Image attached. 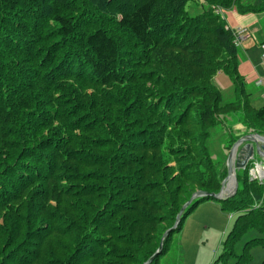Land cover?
Listing matches in <instances>:
<instances>
[{
  "label": "trees",
  "instance_id": "16d2710c",
  "mask_svg": "<svg viewBox=\"0 0 264 264\" xmlns=\"http://www.w3.org/2000/svg\"><path fill=\"white\" fill-rule=\"evenodd\" d=\"M188 1L0 0V264H143L192 193L219 191L220 145L239 137L219 113L264 126L252 101L264 84L239 73L214 10L259 13L264 0H197L194 16ZM245 170L217 200L238 214L217 264L246 260L233 244L247 228L264 247V187ZM204 199L216 200L194 199L150 264Z\"/></svg>",
  "mask_w": 264,
  "mask_h": 264
},
{
  "label": "rangeland",
  "instance_id": "374dc122",
  "mask_svg": "<svg viewBox=\"0 0 264 264\" xmlns=\"http://www.w3.org/2000/svg\"><path fill=\"white\" fill-rule=\"evenodd\" d=\"M185 10L190 16H194L201 11V5L197 0H189L185 5ZM251 41L252 40H250L246 46L247 49L249 51L251 50L253 55H255L256 65L261 73L264 68L260 57L262 48L259 50L258 48L260 45L258 46ZM215 78L218 79L219 84L222 87L223 98L227 100L230 99L232 96V90L229 76L224 71H219L215 74L214 79ZM252 101L255 106H264L263 93L261 94V91L256 90ZM219 114V119L224 118L222 127H225V130L229 128L233 135L242 136L244 134L257 132L264 136V126H261L260 123L255 120H253V124L256 125H254V127H246L239 122H232L230 127V122L228 123L227 118L223 116L222 113ZM231 120L233 119L231 118ZM218 139L219 136H217L214 141L211 140L210 143L212 150H214L213 143ZM255 144L259 145L262 144V142L260 143L258 141ZM215 146L217 149L219 144L215 142ZM220 147L223 150L222 156L226 159L230 146L225 145L222 147L221 144ZM216 156H218V153H216ZM224 159L223 164H225ZM262 167H264V156H258L255 154L248 162L247 168L245 167V173L242 171H240V173H243L242 176L244 177L247 176V181L252 182V186L258 188L259 186L257 183H259L264 187V169L262 170ZM228 182L230 183V181ZM236 182L238 185L237 177ZM240 205L246 209L248 203L244 201ZM237 216L238 214L235 212L222 209L220 201L209 199L200 201L184 218L180 230L173 233L169 247L170 250L159 260L158 264H217V261L223 254L224 244L233 231L234 222L237 219ZM256 237H259V233L253 228H247L233 244V251L236 255L243 253L244 249L245 252H247L246 260L241 264H260L264 260L263 245L252 240ZM236 263L235 257L230 258L228 261V264Z\"/></svg>",
  "mask_w": 264,
  "mask_h": 264
},
{
  "label": "water",
  "instance_id": "95a60500",
  "mask_svg": "<svg viewBox=\"0 0 264 264\" xmlns=\"http://www.w3.org/2000/svg\"><path fill=\"white\" fill-rule=\"evenodd\" d=\"M262 142V144H255L256 142ZM264 156V136L258 133H248L239 136L229 148V152L225 159L226 175L221 181L220 189L217 193H209L203 190H197L190 198L182 205L179 212L175 217V222L172 227L164 231L160 238V242L156 251L146 260L143 264H150L152 260L160 253L163 242L168 236V234L175 229L179 222L184 210L192 203L196 198L212 197L216 200H223L231 197L236 191V172L244 169L248 162L254 157V155ZM229 179L233 180L232 190L228 193H224L225 186L227 185Z\"/></svg>",
  "mask_w": 264,
  "mask_h": 264
},
{
  "label": "crops",
  "instance_id": "0c3cea01",
  "mask_svg": "<svg viewBox=\"0 0 264 264\" xmlns=\"http://www.w3.org/2000/svg\"><path fill=\"white\" fill-rule=\"evenodd\" d=\"M259 2L260 0H254L255 4ZM220 14L225 19L227 25L230 28L234 29L237 27H245L250 33L248 39L244 43H242V45L239 48V62H238L239 73L245 78L246 82L248 83L257 84V80L259 79H262L264 82L263 79L264 68L263 71L260 73L256 65L255 55H253L252 51L251 50L249 51L246 46L250 40H252L251 42L257 44L258 46L263 41L264 12H259V13L250 12V13L240 14L235 9H231V10L222 9ZM260 48L261 46H259L258 49L261 50ZM213 82L221 90L222 87L219 84L218 79L217 78L213 79Z\"/></svg>",
  "mask_w": 264,
  "mask_h": 264
},
{
  "label": "built area",
  "instance_id": "2783aa9c",
  "mask_svg": "<svg viewBox=\"0 0 264 264\" xmlns=\"http://www.w3.org/2000/svg\"><path fill=\"white\" fill-rule=\"evenodd\" d=\"M221 11L222 9L219 7H216L214 10V12L217 14H220ZM231 31L233 35V43L237 47H240L242 43L246 41L248 37L250 36L249 31L245 27H237V28L232 29ZM261 48H262V52H261L260 57H261L262 63L264 64V44L261 45ZM257 84L263 85L264 84L263 80L262 79L257 80ZM263 95H264V92H263Z\"/></svg>",
  "mask_w": 264,
  "mask_h": 264
},
{
  "label": "bare ground",
  "instance_id": "6f19581e",
  "mask_svg": "<svg viewBox=\"0 0 264 264\" xmlns=\"http://www.w3.org/2000/svg\"><path fill=\"white\" fill-rule=\"evenodd\" d=\"M258 10V9H257ZM261 168V167H259ZM264 169V167H262V170ZM264 174V173H263ZM230 183L228 182L227 185L225 186V190H224V193H228L229 191L232 190V187H233V180L232 179H229ZM190 209V208H189ZM166 240V239H165Z\"/></svg>",
  "mask_w": 264,
  "mask_h": 264
},
{
  "label": "clouds",
  "instance_id": "9594fccd",
  "mask_svg": "<svg viewBox=\"0 0 264 264\" xmlns=\"http://www.w3.org/2000/svg\"><path fill=\"white\" fill-rule=\"evenodd\" d=\"M219 8H220V7H219ZM221 9H222V8H221ZM227 26H228V25H227ZM228 27H229V26H228ZM229 29L232 30V28H230V27H229ZM244 42H245V41H244ZM244 42H243V43H244Z\"/></svg>",
  "mask_w": 264,
  "mask_h": 264
}]
</instances>
